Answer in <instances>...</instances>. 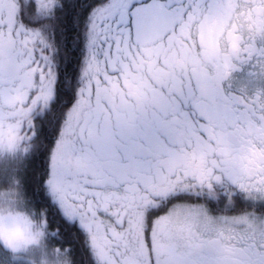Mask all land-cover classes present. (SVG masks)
<instances>
[{"label":"snow or ice","instance_id":"snow-or-ice-1","mask_svg":"<svg viewBox=\"0 0 264 264\" xmlns=\"http://www.w3.org/2000/svg\"><path fill=\"white\" fill-rule=\"evenodd\" d=\"M257 40L264 0H0V264H264Z\"/></svg>","mask_w":264,"mask_h":264},{"label":"flooded vegetation","instance_id":"flooded-vegetation-1","mask_svg":"<svg viewBox=\"0 0 264 264\" xmlns=\"http://www.w3.org/2000/svg\"><path fill=\"white\" fill-rule=\"evenodd\" d=\"M256 47L259 50L251 55L242 54L245 59H234L236 67L229 76L221 82L226 92L236 94L247 93L252 95L257 90L264 92V72L261 70V61H264V40H257Z\"/></svg>","mask_w":264,"mask_h":264},{"label":"trees","instance_id":"trees-1","mask_svg":"<svg viewBox=\"0 0 264 264\" xmlns=\"http://www.w3.org/2000/svg\"><path fill=\"white\" fill-rule=\"evenodd\" d=\"M0 163L8 164L10 163V160L8 159L7 155L5 154L4 156H0Z\"/></svg>","mask_w":264,"mask_h":264},{"label":"clouds","instance_id":"clouds-1","mask_svg":"<svg viewBox=\"0 0 264 264\" xmlns=\"http://www.w3.org/2000/svg\"><path fill=\"white\" fill-rule=\"evenodd\" d=\"M0 206H3V204H2V203H0ZM14 231H16V232L19 234V233H21V232H22V229H21V228H19V227H17V228H15V229H14ZM69 264H70V262H69Z\"/></svg>","mask_w":264,"mask_h":264},{"label":"rangeland","instance_id":"rangeland-1","mask_svg":"<svg viewBox=\"0 0 264 264\" xmlns=\"http://www.w3.org/2000/svg\"><path fill=\"white\" fill-rule=\"evenodd\" d=\"M1 159V158H0Z\"/></svg>","mask_w":264,"mask_h":264}]
</instances>
